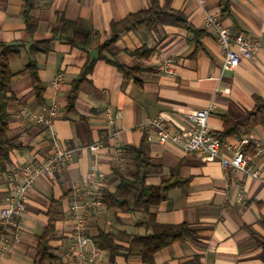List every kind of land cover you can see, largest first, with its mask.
Instances as JSON below:
<instances>
[{
  "label": "crops",
  "instance_id": "1",
  "mask_svg": "<svg viewBox=\"0 0 264 264\" xmlns=\"http://www.w3.org/2000/svg\"><path fill=\"white\" fill-rule=\"evenodd\" d=\"M150 1L35 0L28 12L35 24L30 32L26 0H0V52L3 45L14 46L8 59L12 75L6 112L9 136L18 143L9 153L6 169H0V209L13 193L8 182L12 169L47 159L56 139L74 149L67 169L57 171L55 178L37 177L27 196L25 214L16 219L20 241L0 264H33L37 237L53 212L55 231L49 244L58 257L55 264H145L139 255L128 254L127 236L117 235L114 249L100 245L97 237L102 231L147 234L151 232L143 224L147 213L139 207L124 211L107 204L88 215L85 256L65 257L74 228L70 217L73 185L92 171L101 194L114 191L119 180L113 147L125 151L121 171L133 173L136 161L128 150L141 144L149 159L143 168L146 184L158 185L163 176L177 181L150 211L158 222H185L195 231L155 252V264H179L194 255H199V264H264V182L239 169L223 168L218 160L205 161L198 152L185 153L178 144L148 141V133L154 131L144 125L161 116L171 131H180L189 126L187 112L212 106L208 124L221 137V154L230 157L239 139L250 136L245 151L251 155L250 164L264 173V128L248 121L236 124L254 109L256 97L264 98V0H229L226 11L221 0H169L201 33L196 36L185 27L165 24L122 34L115 42L116 58L127 67H140L135 73L140 82L105 59H96L78 82L73 107H69L74 81L86 62L97 57L98 47L110 36L112 21L147 7ZM166 1L158 0L160 5ZM208 14L232 33H244L257 43L255 56L243 57L235 69L222 71L223 53L215 30L205 24ZM61 17L82 21L92 31L90 48L73 46L53 35L52 28ZM46 40L47 51L31 52L33 44ZM143 48L150 49L149 55L137 52ZM31 61L36 65L41 99L28 68ZM59 72L64 79L54 85ZM51 107L59 115L49 124L30 119L31 113L47 118ZM109 109L114 114L112 122L107 117ZM97 141L103 146L90 150L88 145ZM54 201L59 203L56 209Z\"/></svg>",
  "mask_w": 264,
  "mask_h": 264
},
{
  "label": "trees",
  "instance_id": "2",
  "mask_svg": "<svg viewBox=\"0 0 264 264\" xmlns=\"http://www.w3.org/2000/svg\"><path fill=\"white\" fill-rule=\"evenodd\" d=\"M35 0H26L25 14L28 22V29L33 31L34 25L29 18L28 12L34 6ZM222 10L229 9V0H221ZM171 24L185 27L192 30L195 35L201 32L195 29L187 20V17L181 11H177L170 6L169 0L165 4L160 5L158 0H151L150 4L140 10L130 12L119 20L112 21L110 26V36L98 47V55L96 58L86 62L82 68L80 77L74 81L71 95L69 96V107H73V101L76 97L78 82L83 79L86 74L92 69L96 59H105L106 61L116 65L125 75H133L136 81L140 82L139 77L135 74L140 70V67H127L120 63L117 58V48L115 42L122 36L132 30L139 28H147L155 30L158 27ZM53 35L59 36L67 43L80 48L88 49L93 42V33L87 29L82 21L70 20L61 17L57 25L52 28ZM49 49V40L37 42L32 45L31 52L35 54L39 51H47ZM142 52L145 56L149 55L150 49L143 48L137 52ZM14 53L13 45H3V50L0 52V169L5 170L10 160V151L18 146L15 139L9 136L8 116L6 106L10 97L6 95V90L9 87L11 75L8 59ZM28 68L34 76V84L38 91V97L41 99V89L39 88V78L36 75V65L34 61L28 64ZM245 121L252 124H260L264 128V98L256 97V104L244 118L236 121V124H241ZM227 133V131H226ZM221 140V137H219ZM222 141V140H221ZM136 161V171L133 173H125L118 167L115 169V174L118 176V185L114 191H103L102 197L104 202L112 207H118L124 211H132L135 208H142L148 215V219L143 223L151 232L144 235H131L126 232H100L98 239L100 245L114 249V239L117 237L127 236L129 241L128 254L139 255L145 264H155L154 254L158 250L170 245L172 242L184 239L194 235V229L185 222L172 224L161 223L155 218V214L150 211V206L160 203L165 197L168 188L174 185L177 181H172L171 176H163L162 182L158 185H148L145 182V168L149 164L146 148L144 144L139 147L131 146L128 150ZM54 209L59 204L54 201ZM54 213V212H53ZM50 214L49 221L45 229L38 235L37 252L34 257L33 264H55L58 259L52 251V246L49 240L54 236L55 225L54 215ZM261 223L264 225V215L261 218ZM131 236V237H130ZM104 241V243H103ZM264 243V242H263ZM199 255H194L192 258L180 262L179 264H199Z\"/></svg>",
  "mask_w": 264,
  "mask_h": 264
},
{
  "label": "built area",
  "instance_id": "3",
  "mask_svg": "<svg viewBox=\"0 0 264 264\" xmlns=\"http://www.w3.org/2000/svg\"><path fill=\"white\" fill-rule=\"evenodd\" d=\"M205 24L215 30L223 53L222 71L235 69L243 57L252 58L257 53V43L252 42L244 33H232L214 16L206 15ZM63 79L64 73L59 72L52 83L58 85ZM211 110L212 106H209L187 112L185 116L189 126L180 131H171L161 116L148 119L144 125L153 129L154 132L148 133L147 140L162 144L168 142L178 144L185 153L198 152L205 161L218 160L223 168L239 169L264 182V173L250 164L251 155L245 151V145L249 144L250 136H242L239 139L232 147L230 157L221 154L222 141L211 132L208 124ZM58 115L55 107H51L47 118L36 113L29 114V117L49 124L51 118L58 117ZM107 117L110 122L113 121L114 114L111 109ZM102 146V142L97 141L88 145V148L97 151ZM73 154L74 149L56 139L54 152L47 159L40 163L18 165L9 172L8 182L13 193L0 209V261L12 246L20 241L16 219L25 214L27 196L33 189L37 177L44 174L49 178H55L57 171L70 166ZM112 155L114 164L122 167L125 160L124 149L115 146ZM73 190L70 217L74 228L70 245L65 253V257L69 260L76 256H85L89 244V239L85 234L88 215L90 212L97 213L106 207L94 172L90 171L85 174L81 181L73 185ZM242 196L243 194L240 193L239 198Z\"/></svg>",
  "mask_w": 264,
  "mask_h": 264
}]
</instances>
